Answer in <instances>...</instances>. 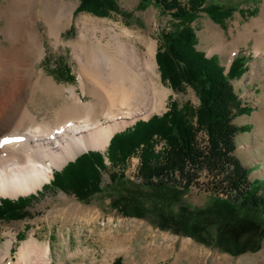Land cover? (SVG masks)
Masks as SVG:
<instances>
[{"label": "rangeland", "instance_id": "obj_1", "mask_svg": "<svg viewBox=\"0 0 264 264\" xmlns=\"http://www.w3.org/2000/svg\"><path fill=\"white\" fill-rule=\"evenodd\" d=\"M62 1L69 4L73 13L60 32L58 44L48 34L39 0L33 3L34 16L20 22L22 31L26 29L31 33L34 29L39 33L44 47L41 56H27L28 64L35 66L37 76L42 73L39 76H43L40 80L42 85L46 81L54 85L50 90L40 89L30 95V108L40 121L51 120L53 110L64 102V97L56 94L55 87L64 89L73 86L81 94L78 61L72 47L81 32L86 30L78 23L81 17L105 21L103 27L113 28L116 32L127 29L143 36V41L136 37L132 40L141 52L146 50V44L153 41L157 53L162 33L177 30L180 24L157 0H148L143 4L141 0H118V9L110 11L108 16L78 11L79 0ZM188 1L181 0L182 3ZM211 1L223 5L222 8L201 9L190 21L196 33V48L207 57H214L225 73L229 72L235 59L244 60L242 74L229 80L244 110L233 120L236 126L245 127L235 138V154L241 164L250 169L251 180L264 182V43L260 46L261 54H257L255 39L240 36L248 25L260 17L264 0ZM16 2L0 0V12L5 10L4 6ZM46 14L50 17L49 12ZM3 18L0 27L6 24V16ZM216 30L224 38L226 47L223 50L218 49L221 40ZM98 34L101 35L100 32ZM0 38L3 40L1 48L9 45L2 34ZM105 38L110 39V35L106 34ZM156 65L155 79L170 90L165 108L148 118L137 119L115 134L125 132L139 121L164 114L172 103L179 108H196L199 105V97L193 87L185 85L182 91L174 90L169 82L162 79L157 60ZM14 67L8 68L9 74L0 80L2 85H10V79L15 75ZM67 69L73 75V81L62 79L67 78ZM162 145L160 143L158 148ZM108 147L105 150L82 151L76 158L88 151H96L104 154L109 164ZM68 162L61 168H55L54 172H60ZM138 162V158H132L125 170L126 178L115 183L104 173L102 191L85 201L56 189L50 185L51 181L36 192L20 196L28 202L27 214L19 220H0V249L12 239L11 253L14 256L22 242L34 237L39 243L50 246L54 264H113L118 257L123 264H264V237L260 249L240 254L234 252V245L220 241L221 219L233 216L238 211L237 206L223 196L216 198L199 187L178 191L144 187L136 178ZM53 177L54 173L51 180ZM204 180L206 178L202 177ZM7 199L17 201L19 198ZM245 218L264 227L263 211L250 212L245 214Z\"/></svg>", "mask_w": 264, "mask_h": 264}, {"label": "bare ground", "instance_id": "obj_2", "mask_svg": "<svg viewBox=\"0 0 264 264\" xmlns=\"http://www.w3.org/2000/svg\"><path fill=\"white\" fill-rule=\"evenodd\" d=\"M16 1L0 12V20L6 16L0 34L9 43L1 48L0 38V80L7 77L9 67L15 66L10 85L0 83V198L10 199L39 190L51 181L55 168H61L80 152L105 150L117 131L162 111L170 93L155 79V42L146 44V50L141 52L132 40L136 37L143 41V36L127 29L116 32L104 28L105 21L85 16L78 23L86 30L72 44L81 94L73 86L55 87L56 94L64 97L63 104L53 110L51 120H38L29 105L30 95L54 85L50 81L42 85V73L37 76L35 66L27 60L29 55L41 56L44 49L36 30L29 33L20 28L21 20L34 16V0ZM39 1L48 34L58 44L73 11L62 0ZM215 32L221 40L218 49H225L222 33ZM106 34L110 39L105 40ZM243 35L255 39L256 53H260L264 43V3L260 17L240 33ZM12 246L13 240L9 239L0 249V264H54L50 246L34 237L22 242L14 256Z\"/></svg>", "mask_w": 264, "mask_h": 264}, {"label": "trees", "instance_id": "obj_3", "mask_svg": "<svg viewBox=\"0 0 264 264\" xmlns=\"http://www.w3.org/2000/svg\"><path fill=\"white\" fill-rule=\"evenodd\" d=\"M117 1L79 0L78 11L108 16L118 9ZM147 1L141 0L142 4ZM210 1L157 0L180 22L177 30L161 35L156 53L161 77L176 91H182L185 85L193 87L199 105L179 108L172 103L164 114L139 121L125 132L115 134L108 147L109 164L104 154L88 151L68 162L60 172H54L50 185L85 201L102 191L104 173L114 183L125 179L128 163L138 158L136 178L144 187L158 190L199 187L237 206L233 216L221 219L219 235L221 243L234 245V252L240 254L260 249L264 227L245 218V214L264 212V182L251 180L250 169L235 154V138L245 127L236 126L233 120L244 110L229 80L242 74L244 60L235 59L225 73L214 57L209 58L196 48L191 19L201 9L223 6ZM66 74L67 78L62 79L73 81L69 69ZM160 143L163 145L159 149ZM202 177L206 180L202 181ZM27 207L28 202L20 197L17 201L4 198L0 200V220L23 219ZM113 264H123L122 259L116 258Z\"/></svg>", "mask_w": 264, "mask_h": 264}, {"label": "snow or ice", "instance_id": "obj_4", "mask_svg": "<svg viewBox=\"0 0 264 264\" xmlns=\"http://www.w3.org/2000/svg\"><path fill=\"white\" fill-rule=\"evenodd\" d=\"M9 141H5V143H8Z\"/></svg>", "mask_w": 264, "mask_h": 264}]
</instances>
